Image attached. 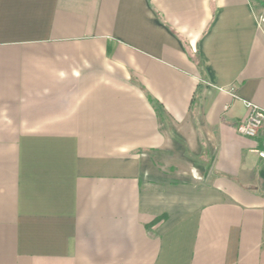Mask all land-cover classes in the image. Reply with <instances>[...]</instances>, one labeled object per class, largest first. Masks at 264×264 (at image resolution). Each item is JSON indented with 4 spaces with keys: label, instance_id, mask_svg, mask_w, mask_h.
I'll return each mask as SVG.
<instances>
[{
    "label": "crops",
    "instance_id": "obj_1",
    "mask_svg": "<svg viewBox=\"0 0 264 264\" xmlns=\"http://www.w3.org/2000/svg\"><path fill=\"white\" fill-rule=\"evenodd\" d=\"M263 7L0 0V264H264Z\"/></svg>",
    "mask_w": 264,
    "mask_h": 264
},
{
    "label": "built area",
    "instance_id": "obj_2",
    "mask_svg": "<svg viewBox=\"0 0 264 264\" xmlns=\"http://www.w3.org/2000/svg\"><path fill=\"white\" fill-rule=\"evenodd\" d=\"M243 103L246 108V115L236 125V130L245 137H257L259 133H264V109L251 101L244 100ZM258 154L264 159V152Z\"/></svg>",
    "mask_w": 264,
    "mask_h": 264
},
{
    "label": "trees",
    "instance_id": "obj_3",
    "mask_svg": "<svg viewBox=\"0 0 264 264\" xmlns=\"http://www.w3.org/2000/svg\"><path fill=\"white\" fill-rule=\"evenodd\" d=\"M193 60H195V62L198 65H200L198 58L193 57ZM146 97H147V99H149L150 103L152 104V106L154 108V111H155V114L157 115V117L160 120H164L165 116H166V113H165L163 107L161 106V104H159L157 101L152 99L147 93H146ZM199 98H200V88L198 86L197 89L195 90V93L193 94V97H192V100H191V105H193V106L197 105V103L199 101ZM158 219L159 218H156L153 222L157 221Z\"/></svg>",
    "mask_w": 264,
    "mask_h": 264
},
{
    "label": "rangeland",
    "instance_id": "obj_4",
    "mask_svg": "<svg viewBox=\"0 0 264 264\" xmlns=\"http://www.w3.org/2000/svg\"><path fill=\"white\" fill-rule=\"evenodd\" d=\"M260 1H261L262 5L264 6V0H260ZM263 8H264V7H263ZM259 13H261V14L263 15V17H264V9L259 10ZM263 23H264V22H263ZM162 163H163V165L168 166V164H169V159H166V161H163Z\"/></svg>",
    "mask_w": 264,
    "mask_h": 264
}]
</instances>
